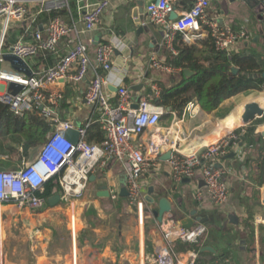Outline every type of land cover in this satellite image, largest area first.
I'll return each mask as SVG.
<instances>
[{"label":"crops","instance_id":"0c3cea01","mask_svg":"<svg viewBox=\"0 0 264 264\" xmlns=\"http://www.w3.org/2000/svg\"><path fill=\"white\" fill-rule=\"evenodd\" d=\"M19 1L27 14L25 21L14 24L6 32L7 45L22 39L32 42L30 33L35 30L44 35L45 27L51 21L50 15H53L71 29L59 44L60 56L75 46L74 29L83 27V15L101 0H67L62 4ZM151 1L145 0L138 23L132 18L134 1L108 0V8L100 16L99 28L84 36L93 41L88 51L91 64L107 81L102 92L112 108L118 104L116 91L120 86L130 90L133 101L142 96L153 100L152 86L168 89L181 79L177 69L170 67L174 71L163 73L148 67L150 56L157 55L166 66L170 56L161 46L159 29L150 24L145 13V6ZM193 2L177 1L176 16L188 11ZM206 15L219 25L233 30L245 29L250 34V40L239 43L230 54L254 51L264 60V14L257 8L251 9L241 0H212ZM2 24L0 19V35ZM199 32L203 37L198 41H205V31L200 29ZM103 42L116 47L110 72L96 69L95 50L98 43ZM25 63L35 72L42 67H51L54 59L42 53ZM93 77L90 69L86 80L80 84L65 81L56 87L64 96L56 114L60 120L71 122L75 129H81L89 121L96 124L101 118V113L84 101L83 93ZM136 87H139L137 92L133 91ZM189 103L194 104L190 114L184 109L181 115L164 110L166 114L158 123L157 135L146 132L140 142L146 145L154 141L161 146L163 155L173 152V148L182 155H190L241 131L215 163L217 168L224 170L229 187L224 206L210 204L200 171L196 170L193 178L174 185L169 173V159L165 161L159 157L157 170L141 178V197L129 201L124 194L125 190L127 192L126 169L112 161L89 178L88 189L80 199L62 201L53 189L40 209H18L11 203L1 206L0 264H153L152 260L167 247L160 223L171 221L181 226V220H190L194 226L203 224L206 232L197 243V251L191 247L196 244L175 243L173 264H264V165L261 164L264 117L255 118L248 124L242 119L246 105L255 103L264 108V90H249L231 96L212 113L200 110L195 99ZM250 127L254 130L251 139L247 140L244 134ZM35 151L32 150L18 165L33 159ZM0 170L6 169L0 167ZM198 192L202 195L199 200L196 198ZM54 196H58V200L49 203ZM162 197L171 203L173 211L158 222L153 213L158 210L157 202ZM208 248L212 251L206 250Z\"/></svg>","mask_w":264,"mask_h":264},{"label":"built area","instance_id":"2783aa9c","mask_svg":"<svg viewBox=\"0 0 264 264\" xmlns=\"http://www.w3.org/2000/svg\"><path fill=\"white\" fill-rule=\"evenodd\" d=\"M42 1L61 4L67 2ZM177 1L179 0H153L145 6L149 22L159 29L162 36L161 46L168 53L176 55L175 42L178 35H181V40L186 44L200 40L203 37L200 29L212 39L215 50L227 55H230L239 43L250 40V34H247L245 29L233 30L208 18L206 13L212 0H194L188 11L181 12L177 18L171 19ZM108 5V0H101L85 12L82 18L83 27L74 29L77 41L75 46L64 55L58 56L61 40L71 32L69 26L60 19L53 18L45 27L44 35L35 30L30 33L32 42L22 39L7 45L6 32L14 24L25 21L27 10L19 0H0V19L3 21L0 65L7 63L3 59L4 55H12L24 62L42 53L54 59L51 67L31 71L29 77L14 70H0V103L7 105L9 112L20 118L38 111L41 118L50 123L52 128L44 144L36 149L33 159L22 162L15 169L0 170V207L11 203L18 209H40L47 199L44 197L45 184L50 180L53 182L52 189L62 201L80 199L88 189L89 178L112 161L122 164L126 169L127 197L129 201H135L142 195V176L157 170V152L161 146L152 140L143 145L140 137L146 132H151V136L157 135L158 123L166 112L162 107L155 106L146 96L133 101L132 93L125 86L118 87V104L112 108L102 92L107 81L97 74L91 64L88 51L93 41L84 36L97 31L101 22L100 16ZM115 49L112 43H98L94 54L96 69L111 71ZM148 67L163 73L174 71L155 54L149 57ZM90 69L94 77L83 94L86 104L101 113L98 125L104 132V141L100 144L87 143L85 140L86 129L92 124L91 121L81 129H75L71 122L60 120L56 114L64 100V96L56 87L65 81L80 84L86 80ZM11 83L22 87L14 96L8 88ZM151 92L153 99L160 95L156 86L151 87ZM193 107L194 104L188 103L184 110L190 114ZM68 130L79 133L76 144L66 138ZM235 139V135H232L190 155H182L177 148L172 147L174 150L168 160V167L174 185L193 178L198 170L210 204L214 207L224 206L228 200L229 187L224 170L217 168L215 163ZM201 196V192L196 194L198 200ZM160 229L167 247L152 260L153 264H173L175 243L179 241L197 244L206 232L203 224L184 229L171 221L161 222ZM191 256L193 257V254Z\"/></svg>","mask_w":264,"mask_h":264},{"label":"trees","instance_id":"16d2710c","mask_svg":"<svg viewBox=\"0 0 264 264\" xmlns=\"http://www.w3.org/2000/svg\"><path fill=\"white\" fill-rule=\"evenodd\" d=\"M50 16L51 20L55 18ZM175 50L176 55L170 54L167 65L177 69L181 79L168 89H159V97L151 100L155 106L181 115L185 106L195 99L200 110L212 113L223 100L231 96L249 90H264V60L257 52L227 55L215 50L209 36L205 41L186 44L181 40V35L177 36ZM232 68H236L238 72H232ZM183 71H189L193 75L188 77ZM51 130L50 123L42 119L38 111L20 118L9 112L7 105L0 103V137L10 136L12 141L21 145L26 156L44 144ZM253 130L250 127L245 131L247 140L251 139ZM240 133L241 131H236L235 135ZM85 140L94 144L104 141V132L98 123L89 125ZM13 152L12 147L5 150L0 142V154ZM261 164L264 165V157ZM262 172L264 173V168ZM52 188L53 182L50 180L45 184L44 197L52 193ZM198 246L196 244L191 247L197 251Z\"/></svg>","mask_w":264,"mask_h":264},{"label":"water","instance_id":"95a60500","mask_svg":"<svg viewBox=\"0 0 264 264\" xmlns=\"http://www.w3.org/2000/svg\"><path fill=\"white\" fill-rule=\"evenodd\" d=\"M126 1L127 2L134 1L135 8L132 12V18L136 19V21L139 23L140 19H139L138 15L143 12L145 0H126ZM241 2L251 9L257 8L259 13L264 14V0H241ZM170 17H171V19L177 18L176 14L174 12L172 13V15ZM3 59L10 65L12 70H14L20 74H24L27 77H29L31 75V71H30L28 65L24 61H21L20 59L15 58L12 55H4ZM232 72L237 73L238 71L236 69L232 68ZM183 73L188 77H190L192 75V73H190L188 71H183ZM8 88L11 90V94L13 96L18 94L22 90L21 86H18V85L12 84V83L9 84ZM137 90H139V87L133 88V91L137 92ZM244 109H245V112H244L242 119H243V122L245 124L250 123L255 118L264 117V108H259V106L255 103H250V104L246 105ZM66 138L72 144H76L79 140V133L76 132L75 130H68V131H66ZM240 139L242 140V137ZM170 155H171L170 152L163 155L162 150L160 148H158L157 156L160 158V160L166 161L170 158ZM124 192H125L124 194L127 195L126 190ZM58 198H59L58 196H54V197L50 198L48 200V202L51 203L54 200L57 201ZM157 205H158V210L153 213V216L157 219L158 222H161L164 215L172 213L173 209H172L171 203H169V201L164 197H162L158 200ZM186 221L181 220L179 222V223H181V226L184 229H190L194 226V223L192 221H190V220H188L187 222ZM203 222L204 221H201V223H203ZM206 250L212 251L210 248H208Z\"/></svg>","mask_w":264,"mask_h":264},{"label":"rangeland","instance_id":"374dc122","mask_svg":"<svg viewBox=\"0 0 264 264\" xmlns=\"http://www.w3.org/2000/svg\"><path fill=\"white\" fill-rule=\"evenodd\" d=\"M0 70H9V66L4 63L0 65ZM0 142L3 144V147H5V150H7V147H12L14 149L13 153H6V154H0V167L7 169H15L18 165V163L25 159L27 156L22 152L21 145L19 143H15L10 139V136L6 137H0ZM6 152V151H5ZM16 166V167H15Z\"/></svg>","mask_w":264,"mask_h":264}]
</instances>
